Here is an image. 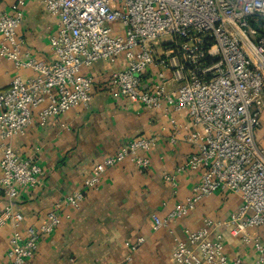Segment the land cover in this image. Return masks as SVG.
Wrapping results in <instances>:
<instances>
[{"label": "built area", "instance_id": "2783aa9c", "mask_svg": "<svg viewBox=\"0 0 264 264\" xmlns=\"http://www.w3.org/2000/svg\"><path fill=\"white\" fill-rule=\"evenodd\" d=\"M43 1L60 20L50 37L52 61L22 48L25 1L9 10L0 2V59L33 72L15 75L0 91V188L6 197L0 224L13 228L5 264H36L39 241L81 207L88 190L99 188L108 168L125 160L140 170L150 167L147 153L158 138L135 137L96 163L83 186L58 201L42 223L21 230L24 216L16 201L44 183V170L21 157L11 138L52 115L87 107L94 80L82 69L120 59L125 66L111 74L109 93L157 112L173 142L196 149L177 169L199 172L192 195L165 217L154 214V230L218 191L240 198L227 218L206 215L200 228L185 229L173 264H247L241 255L228 254L226 233L251 245L254 264H264V148L255 138L264 109V0ZM164 179L177 189L175 175ZM144 241L140 236L130 248Z\"/></svg>", "mask_w": 264, "mask_h": 264}, {"label": "crops", "instance_id": "0c3cea01", "mask_svg": "<svg viewBox=\"0 0 264 264\" xmlns=\"http://www.w3.org/2000/svg\"><path fill=\"white\" fill-rule=\"evenodd\" d=\"M17 1L0 0L6 10ZM24 1V20L18 30L22 48L39 59L52 61L50 37L58 30L59 17L47 11L43 0ZM123 66L120 59L117 64L99 60L84 67L82 73L94 80L87 107L78 105L52 115L46 124L36 123L10 140L21 157L31 158L44 170V183L36 190L24 191L16 201L24 216L21 230L25 232L28 226L42 223L58 201L83 186L94 165L107 155L135 137L158 138V145L147 153L149 168L140 170L125 160L105 171L99 188L88 190L81 207L72 210L69 219L39 241L36 264H173L176 242L186 238L185 229L200 228L206 215L227 218L240 203L233 193L218 191L184 217L154 230V214L165 217L176 203L192 195L199 172L177 169L196 149L183 140L173 142L169 133L162 131L157 112L109 93L111 74ZM17 74L28 78L33 72L0 59V91L8 88ZM263 115L264 111L261 119ZM258 129L256 142L264 148V143L260 144L263 133ZM165 174L175 175L177 189L164 179ZM5 203L0 188V214ZM12 232L11 225L0 224V264L7 261ZM140 236L145 241L132 250L130 245ZM226 249L232 257L241 255L247 264L255 262L257 254L251 245L242 244L240 238L229 233Z\"/></svg>", "mask_w": 264, "mask_h": 264}, {"label": "rangeland", "instance_id": "374dc122", "mask_svg": "<svg viewBox=\"0 0 264 264\" xmlns=\"http://www.w3.org/2000/svg\"><path fill=\"white\" fill-rule=\"evenodd\" d=\"M264 111V110H263ZM259 129L262 131V133L263 134H261V136L263 135V137H262V139H261V142H260V144H262L263 145V143H264V115H263V118H262V122H261V125L259 126ZM258 129V130H259ZM258 140V139H257ZM256 140V141H257ZM218 193V192H217ZM235 195V194H234ZM237 196V195H236Z\"/></svg>", "mask_w": 264, "mask_h": 264}]
</instances>
